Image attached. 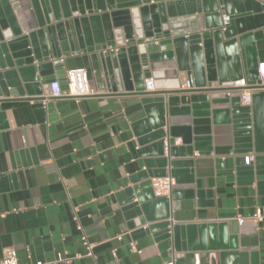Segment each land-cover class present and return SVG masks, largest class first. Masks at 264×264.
Wrapping results in <instances>:
<instances>
[{
	"label": "water",
	"instance_id": "1",
	"mask_svg": "<svg viewBox=\"0 0 264 264\" xmlns=\"http://www.w3.org/2000/svg\"><path fill=\"white\" fill-rule=\"evenodd\" d=\"M150 1L0 0V96L49 100L31 96L48 94L54 80L65 91V73L76 68L89 80L93 73L101 88L139 96L145 117L132 125L136 139L128 145L144 169L123 191L127 226L137 236L152 234L167 263L196 264L199 254L206 264V252L235 249L237 237L227 242L215 223H175L173 207L183 199L211 204L193 159L195 151L211 156V123L245 129L227 155L213 158L217 174L264 179V102L252 94L251 106H240L237 93H223L243 77L252 89L264 88L256 72L264 60V0ZM150 77L154 90L144 91ZM164 177L174 184L155 195L152 179Z\"/></svg>",
	"mask_w": 264,
	"mask_h": 264
},
{
	"label": "crops",
	"instance_id": "2",
	"mask_svg": "<svg viewBox=\"0 0 264 264\" xmlns=\"http://www.w3.org/2000/svg\"><path fill=\"white\" fill-rule=\"evenodd\" d=\"M252 44L257 51L256 41ZM146 79L144 91H153ZM185 79L180 74L181 84ZM90 84L96 93L80 98L66 90L56 98L31 96L49 100L0 96L7 99L0 102V251L12 246L18 264L50 261L58 252L70 259L60 264H173L152 234L137 236L127 226L123 191L144 169L143 157L128 145L136 139L132 125L145 117L139 96L101 88L93 73ZM252 94L264 102V88ZM236 125L211 123V156L193 154L195 175L209 189L211 204L183 199L173 207L175 223H215L216 234L224 232L227 242L237 237L235 249L206 252V264H264V220L237 222L255 207L264 209V179L230 181L213 165L214 157L227 155L235 137L244 136L243 124ZM174 143L180 145V138ZM164 145L166 156V140ZM77 224L93 244L91 256L85 255Z\"/></svg>",
	"mask_w": 264,
	"mask_h": 264
},
{
	"label": "built area",
	"instance_id": "3",
	"mask_svg": "<svg viewBox=\"0 0 264 264\" xmlns=\"http://www.w3.org/2000/svg\"><path fill=\"white\" fill-rule=\"evenodd\" d=\"M256 72L258 76V80L261 85H264V60L259 61L256 65ZM66 81V94L68 96L74 98L86 97L91 96L96 93L95 89L91 86L88 72L84 68H76L66 71L65 77ZM145 86L149 90H154V81L152 78H147L145 80ZM251 85L246 82L245 78L234 80L230 84V88L228 90L223 91L225 95H232L237 93L240 97V102L243 105L250 104L251 95L253 89L250 87ZM181 87L188 88L189 81L185 79ZM63 91L60 89V83L58 80L52 81L48 85V95L52 98L60 97L63 95ZM176 144V143H174ZM252 156L247 155L246 159H251ZM174 184V179L170 177L164 178H154L152 179V187L154 189V193L156 195H162L168 192L171 185ZM244 220H249L253 223H259L264 220V209L261 207H255L254 211L249 214L247 217H237V222L239 225L244 223ZM78 231H80L81 242L86 248V256L92 255V247L93 244L90 243L86 237V235L82 231V227L80 224L76 225ZM120 238V236H118ZM132 248H134L132 244ZM69 257L64 252H58L56 254L55 259L50 261H34V262H27L25 264H60L62 262L69 261ZM0 264H18L16 251L12 246L4 247L0 251Z\"/></svg>",
	"mask_w": 264,
	"mask_h": 264
}]
</instances>
